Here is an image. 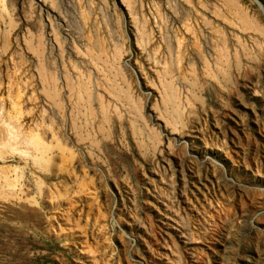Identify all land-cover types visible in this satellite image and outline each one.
I'll return each instance as SVG.
<instances>
[{
	"label": "rangeland",
	"instance_id": "obj_1",
	"mask_svg": "<svg viewBox=\"0 0 264 264\" xmlns=\"http://www.w3.org/2000/svg\"><path fill=\"white\" fill-rule=\"evenodd\" d=\"M0 264H264V0H0Z\"/></svg>",
	"mask_w": 264,
	"mask_h": 264
},
{
	"label": "water",
	"instance_id": "obj_2",
	"mask_svg": "<svg viewBox=\"0 0 264 264\" xmlns=\"http://www.w3.org/2000/svg\"><path fill=\"white\" fill-rule=\"evenodd\" d=\"M261 9L263 10L262 6H261Z\"/></svg>",
	"mask_w": 264,
	"mask_h": 264
}]
</instances>
